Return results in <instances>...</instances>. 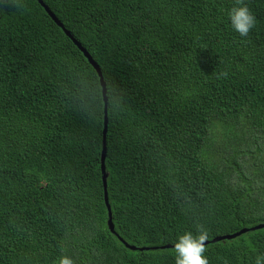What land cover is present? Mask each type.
<instances>
[{"label": "trees", "instance_id": "1", "mask_svg": "<svg viewBox=\"0 0 264 264\" xmlns=\"http://www.w3.org/2000/svg\"><path fill=\"white\" fill-rule=\"evenodd\" d=\"M42 2L106 111L38 1L0 0V264H175L201 225L209 264H256L264 228L219 237L264 224V0L247 37L238 0Z\"/></svg>", "mask_w": 264, "mask_h": 264}, {"label": "clouds", "instance_id": "2", "mask_svg": "<svg viewBox=\"0 0 264 264\" xmlns=\"http://www.w3.org/2000/svg\"><path fill=\"white\" fill-rule=\"evenodd\" d=\"M227 16H228L230 28L234 32L238 33L240 37H247L250 31L254 28L256 24L255 15L250 10V8L247 6V4L243 2V0H238L237 5L229 9ZM82 48L88 53V51L83 46ZM92 60L94 61L93 58ZM222 75H226V73H223ZM103 95H105V93H103ZM105 110H106V104H105ZM104 146H105V142H104ZM104 153H105V149L103 148L102 163L104 162V159H103ZM260 225L264 226V224H258V225H254L253 227H244L233 234L220 236L219 240L221 241L232 240V239L239 238L247 234L248 232L262 230L263 228L257 229V230H251L252 228L260 226ZM242 230H246V232L232 239H222L223 237L238 234ZM208 239H209V231L203 225H201L198 227L195 233H193L192 231H185L183 234L178 235L174 240L170 241V243L173 246L170 245L169 247L172 248L175 264H209L208 257L205 255V252H206L205 242L208 241ZM57 264H75V261L71 257L65 255V256H61L58 259ZM256 264H264V255L257 256Z\"/></svg>", "mask_w": 264, "mask_h": 264}, {"label": "water", "instance_id": "3", "mask_svg": "<svg viewBox=\"0 0 264 264\" xmlns=\"http://www.w3.org/2000/svg\"><path fill=\"white\" fill-rule=\"evenodd\" d=\"M38 3L41 5V7L45 10V12L52 18V20L61 28L63 29V31L65 32V34L70 38L72 39V41L74 42V44L80 49V51H82V53L84 54V56L89 60V62L91 63V65L94 67L95 71L97 72L98 76L100 77V85L102 87V90H103V93H105V86H104V83H103V79H102V76H101V72H100V69L99 67L97 66V64L92 60V58L90 57V55L82 48V46L80 45L79 42H77L73 37L72 35H70V33L68 31H66L63 27V25L58 21V19L55 17V15L49 10V8L42 2V0H37ZM103 98H104V102L106 104V98H105V95H103ZM106 111V110H105ZM105 126H106V115H105ZM106 130V127L104 129V132ZM103 164V163H102ZM102 171L104 173V176H103V181L105 182V172H104V168H102ZM104 190H105V196H104V199H105V203H106V206H107V209H108V215H109V220H108V225H109V228L111 231H114L113 229V225H112V218H111V209H110V206H109V202H108V197H107V193H106V189H105V184H104ZM261 228H264V226H257V227H254L252 228L251 230H257V229H261ZM246 232V230H242L240 233L238 234H235V235H232V236H227V237H223L222 239H232V238H235L236 236H239L240 234ZM133 249V248H132Z\"/></svg>", "mask_w": 264, "mask_h": 264}, {"label": "rangeland", "instance_id": "4", "mask_svg": "<svg viewBox=\"0 0 264 264\" xmlns=\"http://www.w3.org/2000/svg\"><path fill=\"white\" fill-rule=\"evenodd\" d=\"M263 211H264V209H263ZM258 212H259V211L257 210L256 213H258Z\"/></svg>", "mask_w": 264, "mask_h": 264}]
</instances>
